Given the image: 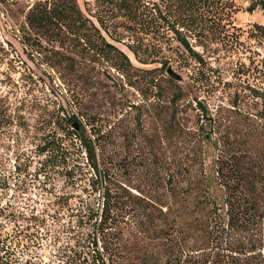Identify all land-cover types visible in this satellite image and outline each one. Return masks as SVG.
<instances>
[{
    "label": "trees",
    "instance_id": "16d2710c",
    "mask_svg": "<svg viewBox=\"0 0 264 264\" xmlns=\"http://www.w3.org/2000/svg\"><path fill=\"white\" fill-rule=\"evenodd\" d=\"M142 1L117 4L134 14L136 24L178 42L199 63L203 57L189 37L212 35V25L230 23L240 8L235 0H149V9L155 11L145 14L138 12ZM33 2L22 30L30 45L41 46V40L59 44V49L52 48L58 57L52 65L76 67V59L63 50L67 41L83 53L104 55L116 70L124 72L132 65L129 56L107 40L101 27L84 18L72 0ZM258 7L264 13V0H249L244 10ZM255 25L264 31V25ZM131 49L138 55L137 49ZM160 62L165 67V61ZM251 90L264 101V92ZM180 94L179 89L172 95V104ZM192 101L198 105L193 145L163 159L155 155L151 171H145L138 184H132L131 170L122 158L99 155V139L87 134L75 114H58L56 130L62 134L57 130L37 144L36 173L42 175L43 187L48 179L52 185L57 178L63 182L54 192L58 206L53 217L66 218L65 235L75 239L80 252L91 254V264H264V107L253 111L219 106L211 113L199 100ZM166 107L167 131L189 137L185 131L190 130L177 118L179 106ZM211 139L220 201L213 194L204 157V144ZM31 251L28 241L0 234V264H37Z\"/></svg>",
    "mask_w": 264,
    "mask_h": 264
},
{
    "label": "rangeland",
    "instance_id": "374dc122",
    "mask_svg": "<svg viewBox=\"0 0 264 264\" xmlns=\"http://www.w3.org/2000/svg\"><path fill=\"white\" fill-rule=\"evenodd\" d=\"M72 1L84 18L101 27L107 40L129 56L132 65L124 72L105 62L104 55L83 53L68 41L63 50L76 59V67L52 65L58 60L52 48L59 49V44L41 40V46L30 45L22 30L34 2L0 0V234L28 241L29 255L37 264H91L92 260L90 253L80 252L74 238L65 235L66 218L53 217L58 206L54 192H59L62 179L53 180L55 185L48 179L43 187L42 175L36 173L40 158L36 146L43 136L51 137L58 130V114H75L87 134L99 139V155L122 158L129 166L134 185L152 169L155 155L163 159L193 145L198 105L192 100L202 102L211 113L219 106L253 111L264 107L251 90L264 92V31L255 25H264V13L259 7L245 11L249 0H235L240 8L230 23L212 25V35L189 37L203 63L189 58L178 42L136 24L133 13L118 7L119 0ZM142 2L138 12L155 11L149 9L151 1ZM167 65L180 74V82L167 75ZM179 89L174 105L171 98ZM166 106H179L177 118L190 130L185 131L189 137L167 131ZM215 152L212 139L206 141L204 157L213 194L220 201L222 191L214 182Z\"/></svg>",
    "mask_w": 264,
    "mask_h": 264
},
{
    "label": "water",
    "instance_id": "95a60500",
    "mask_svg": "<svg viewBox=\"0 0 264 264\" xmlns=\"http://www.w3.org/2000/svg\"><path fill=\"white\" fill-rule=\"evenodd\" d=\"M166 73H167V75H169L171 78H173V79H175V80H177V81H181L182 80V77L180 76V74H178L173 68H172V66H168L167 68H166Z\"/></svg>",
    "mask_w": 264,
    "mask_h": 264
},
{
    "label": "built area",
    "instance_id": "2783aa9c",
    "mask_svg": "<svg viewBox=\"0 0 264 264\" xmlns=\"http://www.w3.org/2000/svg\"><path fill=\"white\" fill-rule=\"evenodd\" d=\"M34 0H29V2L31 3V2H33Z\"/></svg>",
    "mask_w": 264,
    "mask_h": 264
}]
</instances>
